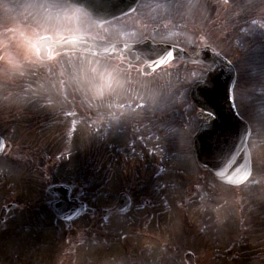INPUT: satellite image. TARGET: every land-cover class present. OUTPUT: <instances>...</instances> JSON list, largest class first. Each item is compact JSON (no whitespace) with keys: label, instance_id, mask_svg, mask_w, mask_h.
Masks as SVG:
<instances>
[{"label":"rangeland","instance_id":"rangeland-1","mask_svg":"<svg viewBox=\"0 0 264 264\" xmlns=\"http://www.w3.org/2000/svg\"><path fill=\"white\" fill-rule=\"evenodd\" d=\"M64 1L25 0L27 36L23 55L16 51L17 48H12L17 43L15 40L8 39L6 35L0 36V39H8L0 41V60L4 62V64L0 62V72L2 73L0 110L3 114H8L6 122L8 128L14 134L20 135L19 141L10 139V149L0 159V163L4 165L0 169V181H5L0 185V204L12 201L20 202H18L19 209L10 213L11 219L0 227V237L12 232L9 230L11 225L8 224L14 218L25 219L31 214L32 217L38 219L51 217L52 215L46 210L41 212L45 209L43 208L45 201L50 197L45 195L41 198L42 193L37 189V185H41L44 192L49 183L66 182L72 184L74 193L78 194L82 200L95 206L99 212V214H95L97 219L90 223L83 216L72 223L68 234L73 243L70 244L68 253L62 249L55 250L57 243L65 244L63 240L65 237L61 236L58 240L47 237L45 238L47 239L45 248L48 253L54 254L52 261L49 262L47 259L42 263V259L40 262L41 257L47 252L40 256L41 251L38 252L36 249L33 252L27 250L20 253L24 259L23 264H28V262H30L29 264H123L125 259L121 257L122 254L116 259H110L108 255L120 253L129 244L130 247L142 245V248L147 250L144 247L148 243L147 240H152L150 236L159 238L163 234L167 235V239L169 238L171 256H167L168 264H183L182 254L187 251L186 249L194 248L198 250L195 252L197 264H264V215L260 213L261 216L259 215L253 220L254 215L252 221L250 220L257 207H263L264 211V202L261 201L264 196V114L261 115L259 112L255 114L251 107H249L251 112L245 110V113L250 114V120L256 130L255 138L251 137L249 140L253 171L245 184L232 190L211 187L209 183L211 179L206 173L202 176L196 164L195 168L191 166L192 169H188V172L186 170L184 184H164L165 180L176 175L170 165L172 161L166 155V143L175 142L180 133L178 131L169 133V130L167 134L161 133L147 120L155 121L159 116L160 120L165 123V127L181 128L183 137L179 138L180 143H175L172 148L179 151L181 146V153L186 152V132L194 131V126L196 127L198 122L194 106L190 105L187 98L184 102L185 94H187L186 87L176 95L177 108L169 107L166 104L167 98L163 95L159 97L158 94L165 93V88L170 90L172 87L179 86L173 84L172 80L174 82L181 80L183 86H188L196 79L201 78L202 75L194 68L184 69L177 66L164 69L166 71L147 78L148 81L135 79L134 74L118 78L104 70L101 67V62L91 58L90 86L87 90L84 89L85 81L83 80L86 78L85 71L81 69L80 64H75L79 59L77 56H62L47 64H39L36 73L32 70L26 71L30 66L31 68L34 66L32 59H35V52L29 43L31 34L41 35L43 31L51 30V28L56 36L72 33L66 31L68 20L76 23L74 31L86 28H84L86 16L78 12L79 15L76 17L77 12L65 8ZM13 2H17V0H10L9 3L12 5ZM259 6L264 10V0H252L251 2L244 0L242 3L238 0H142L137 14L130 18L135 24L129 29V32H132V36L136 39L149 34L156 39H172L186 45L203 40L198 37L200 34L207 40L211 38L212 44L216 41V44L221 47L223 45L219 42L223 43L225 38L229 37L228 44L232 47L229 46L227 57L236 62L240 70L239 76L246 77L248 80L251 74H259V71L256 70H264V64L260 63L264 62L263 58H259L257 66L250 62L251 58H255L258 63L257 57L245 53L247 43L264 39V17L257 21L259 16H253L257 14L254 9L258 10ZM246 9H249L250 12ZM214 10L216 11L212 12ZM226 11L232 14V20ZM225 13L226 15H222ZM216 16H218L219 23L217 25L214 22L212 26L211 22ZM126 21L127 24H130L129 20ZM123 24L126 25L125 22ZM136 24L137 26H135ZM182 26L188 27V29L186 28L187 34L185 29L181 28ZM123 27L125 28L120 23L119 25L115 23V25L108 26L106 31ZM200 30H204L205 33H199ZM121 31L123 32V30ZM241 39H243V43L241 42L238 46L236 41ZM9 45L12 47L8 48ZM68 61L69 65H67ZM70 66L73 69L80 68V70L71 72ZM255 72L256 74H254ZM113 79L124 85L116 84ZM21 82L23 84H20ZM75 83L78 86H75ZM104 89H108L109 92H105ZM250 90L254 91V96L261 97L262 102H259L258 106L264 107L263 89L258 87ZM240 91L241 89H239V97L242 93ZM146 92H153V95L148 93L146 96ZM34 98H36L34 103L38 105L35 106L36 115L29 117L28 106L29 103H33ZM252 99L254 100V98ZM159 101L163 102L162 106L165 105L166 108L175 110L173 114H169V118L164 116L161 109L153 108L151 105V103L158 104ZM144 104L148 105L150 110L142 114L139 108ZM152 110L156 112L154 115L150 112ZM48 112H50L49 115H47ZM166 113L169 112L166 111ZM25 114L28 116H24ZM60 116L62 121L66 122L68 130L67 134L58 133L57 136L66 139L65 145L58 144L57 138H54L56 130L59 129L58 126L49 129L51 122L59 121ZM141 117H143L142 123L140 122ZM126 128H131V132L138 139L132 137H127V139L126 136L124 139V134H127ZM142 129H146L148 135L143 133L142 136ZM160 134L163 138H160ZM259 135L262 136L261 139L258 138ZM90 138L93 140L88 144L87 140ZM129 139L133 141L130 144L128 143ZM138 140L141 141L138 142ZM143 143L148 146L143 150H138L144 145ZM69 144L72 149L73 147L78 149L75 148L70 154L65 153L64 146L69 148ZM54 149L56 154L58 152L63 157L55 159V156L48 155ZM31 152L34 153V156L30 155ZM51 153L54 154V152ZM159 158L162 163H165L164 168L168 167L171 171L167 176L163 175V171L151 167V161H156ZM182 159L184 160L183 157ZM192 159L194 164L193 156ZM69 160L71 164L69 167H59L61 163L69 162ZM184 163L191 165V162L184 161ZM108 164L110 166L107 170ZM7 166L18 167H12L13 169L8 167L7 169ZM120 169H124V172L121 171L119 177ZM157 180H160L164 187L158 185L155 188L151 184ZM200 181L209 187L202 188ZM187 182L188 188L184 191ZM8 184L12 185L8 186ZM121 191L127 192L131 196V208L124 214H112L106 220L99 221L100 210L111 206L116 194ZM38 194L40 198L37 197ZM184 198L187 199L183 201ZM158 200L163 206L160 210L162 215L159 216L163 222L158 221L157 224L156 220L148 221L147 218L150 214L157 212ZM199 204L205 209L201 208L200 210L202 220L198 224L190 216V212L193 206L198 207ZM181 213L188 214L187 220L182 221ZM194 216L201 218L197 215ZM42 222L45 223L43 219ZM96 222L97 226H95ZM46 226L48 225L34 226L31 230V234L35 235L31 239L32 243H39L38 239L43 237L42 234L50 235L48 232L42 233L45 230L42 228ZM162 226L165 227L163 234ZM52 229L57 233L65 232L61 223H56ZM94 229L96 230L95 236L86 234V231L92 232ZM144 231L149 232L150 236L144 235ZM195 238L198 239L201 247L192 245ZM110 243H114L116 246L112 251L105 249V246H109ZM149 244L153 250L161 248L158 243L151 242ZM183 245L185 246L182 247ZM236 252L237 257L233 255ZM60 254L68 256L59 260ZM156 254L160 257L159 252ZM139 256L142 258L140 262H136V258L132 257L133 261H127V263L163 264L161 258L157 263L149 255L142 256L140 254ZM4 259L7 262V258ZM0 264H5V262L0 261Z\"/></svg>","mask_w":264,"mask_h":264},{"label":"water","instance_id":"water-1","mask_svg":"<svg viewBox=\"0 0 264 264\" xmlns=\"http://www.w3.org/2000/svg\"><path fill=\"white\" fill-rule=\"evenodd\" d=\"M72 4L85 8L93 17V19L96 21L97 25H100L102 22L107 21L115 16H119L121 14L127 13L136 4L137 0H69ZM50 44L49 40L47 38L42 39L39 44L38 48L41 52V55L45 54L44 47L45 45ZM52 45L55 47V53L56 52H62V51H79V52H86L89 54L97 55V56H107V57H113L112 50L114 47L125 51L129 57H132L135 59L136 57H143L145 60H147V66L145 67L144 71H150L152 68L157 67L161 65V61H163V64L170 60L171 53L175 55L176 57H179L181 59H186V54L183 52H177L172 47L164 46V45H154L150 42H146L143 45L137 44V45H129V44H120V45H113L111 43L105 42L103 40L94 39L90 36H71V37H64L60 41L52 42ZM142 45V46H141ZM206 51H209V49H206ZM203 52V51H201ZM200 56V55H199ZM198 60H204L208 61L209 63L206 64V67L210 70V73L208 75L209 80H214L215 84H209L207 88V92L209 95L206 98L203 99V103L198 104L201 109L210 110L208 106L212 109L211 112L214 115L213 120V126L216 127L218 124V117L222 115L223 113L227 116L228 119H233L229 113L228 108H226V103L221 97L218 95V92L224 95L227 92V88H230L232 83L231 76L228 78H223V74L219 72L217 73V69L211 67L213 64H216V67L224 65L225 63L221 61L220 58H218L214 53H208L203 52L201 55V58H197ZM229 73L231 75V71L229 69ZM227 95H225L226 97ZM226 108V109H225ZM229 111V112H228ZM217 116V117H216ZM230 123V121L228 120ZM229 129V130H227ZM236 129L227 127L222 128L221 135H225L222 137V142L229 141L232 145L233 142L231 141V133H235ZM226 133V134H225ZM231 134V135H230ZM230 135V137H229ZM229 137V138H228ZM202 163H207L212 170H216V168L213 165L209 164V161L207 158L200 159ZM249 169L248 166H245V172H243L242 175L238 177H231L229 179L232 183H237L239 181H242L248 173ZM216 172V171H215ZM242 176V178H240ZM120 201H124V197H121ZM120 205V204H118ZM121 205L123 206V202H121ZM120 206V207H122ZM127 206V205H126ZM125 206V207H126ZM124 207V208H125ZM123 209V208H122ZM75 210H70L67 213V216L72 217L74 216Z\"/></svg>","mask_w":264,"mask_h":264},{"label":"flooded vegetation","instance_id":"flooded-vegetation-1","mask_svg":"<svg viewBox=\"0 0 264 264\" xmlns=\"http://www.w3.org/2000/svg\"><path fill=\"white\" fill-rule=\"evenodd\" d=\"M9 1L10 0H0V36L6 35L8 39L15 40L17 42L16 45L18 46L16 47L15 45L12 47V45H9L8 48H17L16 51L23 55L24 44L26 42L24 5L21 0H18L17 7H15V5H11ZM8 39H0V41ZM13 51H15V49H13ZM0 62L1 64H4L1 60ZM6 66L8 65L6 64ZM1 77L2 73L0 72V78ZM0 122H2L1 119ZM0 135H3L1 131ZM5 257L7 258V263L5 264H15V261H17V264L24 263V259L20 257L16 250L9 251L8 255H5ZM1 261L6 262L5 259H2Z\"/></svg>","mask_w":264,"mask_h":264},{"label":"snow or ice","instance_id":"snow-or-ice-1","mask_svg":"<svg viewBox=\"0 0 264 264\" xmlns=\"http://www.w3.org/2000/svg\"><path fill=\"white\" fill-rule=\"evenodd\" d=\"M166 46H168V47H172L173 48V45L172 44H166ZM177 52H182L183 50L182 49H175ZM171 57H172V59H175L176 58V56L175 55H173L172 53H171ZM162 64H163V61H161V66H162Z\"/></svg>","mask_w":264,"mask_h":264}]
</instances>
